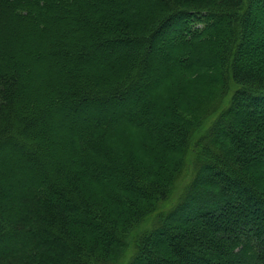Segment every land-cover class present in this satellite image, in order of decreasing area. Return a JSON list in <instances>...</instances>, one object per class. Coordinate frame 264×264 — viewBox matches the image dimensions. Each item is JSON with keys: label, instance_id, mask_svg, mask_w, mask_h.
Returning <instances> with one entry per match:
<instances>
[{"label": "trees", "instance_id": "trees-1", "mask_svg": "<svg viewBox=\"0 0 264 264\" xmlns=\"http://www.w3.org/2000/svg\"><path fill=\"white\" fill-rule=\"evenodd\" d=\"M0 264H264V0H0Z\"/></svg>", "mask_w": 264, "mask_h": 264}, {"label": "rangeland", "instance_id": "rangeland-1", "mask_svg": "<svg viewBox=\"0 0 264 264\" xmlns=\"http://www.w3.org/2000/svg\"><path fill=\"white\" fill-rule=\"evenodd\" d=\"M193 155H194V153H193ZM192 163H193V156L190 157L189 163H188V169L185 170L184 173L182 172L180 178L177 181L175 189L169 198V201H167L165 203V205L162 207V211H166L170 207L174 206L175 203L178 202V200H180V197H181L184 189L186 188V185H187V183L190 179L191 173H192V170H191L192 165H193ZM149 225H150V221L148 220L141 228L149 226ZM137 233H138L137 235H139V232H137ZM130 253H131V251L129 250V252L125 255V258L122 259L121 263L124 262V260L128 257V255H130Z\"/></svg>", "mask_w": 264, "mask_h": 264}]
</instances>
